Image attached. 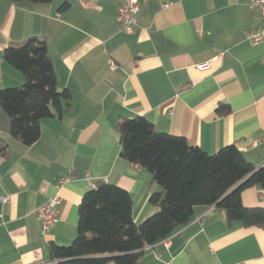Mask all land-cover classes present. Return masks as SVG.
Here are the masks:
<instances>
[{
    "label": "crops",
    "instance_id": "0c3cea01",
    "mask_svg": "<svg viewBox=\"0 0 264 264\" xmlns=\"http://www.w3.org/2000/svg\"><path fill=\"white\" fill-rule=\"evenodd\" d=\"M124 1L0 0V89L25 82L4 58L9 44L37 36L47 40L59 89L72 94L29 147L11 136L0 108L10 148L0 158V264H53L51 244L75 240L82 198L99 181L132 195L136 224L158 211L149 199L161 186L121 157L123 118L145 117L211 155L234 144L264 166V43L251 40L262 20L249 0H139L132 34L116 18ZM221 104L228 114L216 113ZM56 195L60 221L42 234L36 210ZM242 201L264 208V190L247 188ZM170 242L147 247L137 264H264V226L231 223L217 207H197Z\"/></svg>",
    "mask_w": 264,
    "mask_h": 264
},
{
    "label": "trees",
    "instance_id": "16d2710c",
    "mask_svg": "<svg viewBox=\"0 0 264 264\" xmlns=\"http://www.w3.org/2000/svg\"><path fill=\"white\" fill-rule=\"evenodd\" d=\"M49 4L53 0H11ZM7 63L25 77L21 86L0 89V108L10 120V134L29 147L41 138L42 121L71 107L72 94L60 90L47 40L32 36L12 42ZM229 105L216 113L226 115ZM121 157L146 169L162 188L149 201L158 209L141 224L133 219V197L126 190L97 182L79 206L78 235L68 246L51 244V261L58 264H137L145 249L188 225L197 207L224 210L231 223L264 226V208H247L242 192L264 190V166L247 160L236 145L208 154L181 136L160 133L145 117L123 118L117 125ZM10 154L0 137V158ZM236 187V188H235Z\"/></svg>",
    "mask_w": 264,
    "mask_h": 264
},
{
    "label": "built area",
    "instance_id": "2783aa9c",
    "mask_svg": "<svg viewBox=\"0 0 264 264\" xmlns=\"http://www.w3.org/2000/svg\"><path fill=\"white\" fill-rule=\"evenodd\" d=\"M139 0H125L117 10L116 18L121 25L123 32L127 34L135 33L139 27ZM168 4H165V7H168ZM249 7L253 10H257L261 16L262 20V29L251 36V40L254 44L264 43V0H249ZM110 65L112 69L117 68V64L111 60ZM201 68H209V64H203ZM64 180L59 182L58 187H62ZM8 198H3V202L6 203ZM61 203V197L56 195L49 199L45 204L41 205L37 210V218L41 224V233L47 234L51 231L60 221L59 218V204ZM171 238L163 240L166 247L171 245ZM0 253H1V244H0ZM40 264H49V263H40ZM53 264H58V261H53ZM172 264V263H170Z\"/></svg>",
    "mask_w": 264,
    "mask_h": 264
}]
</instances>
